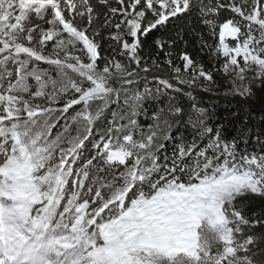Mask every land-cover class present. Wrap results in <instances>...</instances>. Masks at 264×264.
Listing matches in <instances>:
<instances>
[{
  "label": "snow or ice",
  "instance_id": "snow-or-ice-1",
  "mask_svg": "<svg viewBox=\"0 0 264 264\" xmlns=\"http://www.w3.org/2000/svg\"><path fill=\"white\" fill-rule=\"evenodd\" d=\"M115 5L0 0V264H264V211L246 214L252 199L264 201V148L240 151L200 109L198 137L160 161L171 118L185 114L168 93L194 100L199 80L215 83L212 73L187 52L183 71L173 66L175 41L157 39L174 74L154 89L131 88L137 70L150 71L140 67L141 33L194 15L213 38H201V50L223 61L225 94L249 97V72L264 86V0ZM222 12L230 15L221 21ZM105 32L127 65L113 58L99 67Z\"/></svg>",
  "mask_w": 264,
  "mask_h": 264
},
{
  "label": "trees",
  "instance_id": "trees-1",
  "mask_svg": "<svg viewBox=\"0 0 264 264\" xmlns=\"http://www.w3.org/2000/svg\"><path fill=\"white\" fill-rule=\"evenodd\" d=\"M93 2L95 3V0H93ZM113 5L116 6L115 0H113ZM229 15L230 13L228 12H222L220 16L221 21L228 18ZM77 24L82 26L79 18H77ZM144 26L147 27V22H145ZM98 27V25L94 27L89 32V35H94ZM107 36L108 33L105 32V39L101 42L99 66L105 64L107 59L113 57L110 49L113 42L108 41ZM201 38L209 44L213 43V38L209 35L208 30L199 23L194 15L192 17L183 16L174 22H170L166 27H159L146 35L141 33L138 54L142 61H151L160 65H168L166 63L167 58L156 47V40L163 39L165 41H175V47L172 50L173 55L171 57L173 66L183 68L180 60V53L187 52L205 71H210L219 67L222 64V59L219 61L214 59L207 48L201 50ZM50 47L51 45H48V49ZM115 56L117 57V54ZM139 83L134 90L143 91L144 88L148 86L144 83ZM198 99L197 97L194 100L190 98L182 100L185 114L182 117L177 116L171 118V132L169 138L163 141L165 147L159 154L161 163H163L165 156L171 157L173 150L182 142H190L194 137H198V132L194 124L197 119V111L200 109L205 110L210 117V126L213 128H221L222 136L230 142L235 141L240 151L246 150L249 153L253 151L258 153L264 148V116L262 113L258 114L253 111L237 110L230 104L221 105L216 102L210 104L206 99ZM122 102L123 98H121V103ZM165 102L166 101H162L160 104L152 103L146 106L149 109H154L156 107H163ZM193 105H195V107H193ZM117 107V105L111 106V108ZM77 110H79L78 107H73L65 113V120L59 123V127L54 130L53 135H55L56 131L61 130L66 120H68V117H71ZM106 115L110 118L111 112L109 111ZM140 121L145 128L148 123H151V121L147 120L144 116L140 117ZM99 125L101 131L103 127L106 126V120L102 119ZM97 138L98 137L94 133L93 138L86 142V147L82 149V157L84 160L89 159L93 153V143ZM206 142L207 141H205V143ZM81 163H83V160H81ZM257 209L256 207H251L247 211L251 210L256 212Z\"/></svg>",
  "mask_w": 264,
  "mask_h": 264
},
{
  "label": "rangeland",
  "instance_id": "rangeland-1",
  "mask_svg": "<svg viewBox=\"0 0 264 264\" xmlns=\"http://www.w3.org/2000/svg\"><path fill=\"white\" fill-rule=\"evenodd\" d=\"M227 42L232 43L230 38H228ZM50 49L51 47L48 50L50 51ZM110 49L113 54V57L107 59V61L114 58L115 60L121 61L125 65L129 63L127 57L120 55L119 46L117 44L113 42ZM116 54H117V57L115 56ZM105 64L99 67L103 68ZM222 64H223V61H222ZM222 64L217 68H214L210 71H206V72L212 73L215 83L199 80L195 90H193V93H192L193 97L194 98L198 97L199 98L198 100L206 99L207 102L210 104L213 102H216L217 104H221V105L230 104L233 107H235L237 110L253 111L258 114L262 113V115L264 116V86H261V81L258 79L253 80L252 79L253 73L249 72L247 74L248 75L247 82L250 83L251 88H252V94L249 97H241V96H234L231 94H225L226 90L229 87V83L227 82V78L224 76ZM41 65L46 67V65H43L42 62H41ZM145 65H147L150 68V71L145 73L143 71L137 70L138 76L134 78V83L131 86L132 90H134V88L137 87L139 82L144 83L145 85H148L147 86L148 88L154 89L156 87L157 77L170 79L172 75L174 74L173 67H170L169 65H160V64H156L155 62L141 60L140 67L143 68ZM132 68H135L134 64L131 65L129 70H131ZM181 70L183 71V68H181ZM185 75L187 76L190 74H185ZM112 84L114 87H117V88L120 87V84L118 81L114 80ZM188 90L189 89L187 87L184 88L185 92H187ZM134 91H136V89ZM168 95H176L181 100H186L188 98L187 96L184 95V92H181V93L169 92ZM65 118H66V115L63 114V118H61L58 121V124L64 121ZM69 119H70V116L68 117V120ZM99 126L100 125L97 126L96 132L100 131ZM251 207H256L258 209L256 210V212L249 210L246 212V214L249 216H252V214L255 213L257 216H259L261 212L264 211V201H261L259 199H252L251 204L250 206H248L247 210ZM251 231L253 235H256L258 234L259 229H255Z\"/></svg>",
  "mask_w": 264,
  "mask_h": 264
}]
</instances>
